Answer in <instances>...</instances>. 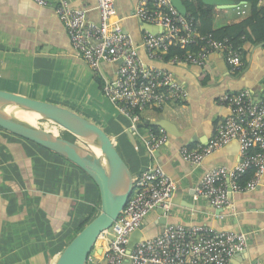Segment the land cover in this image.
<instances>
[{
    "label": "crops",
    "instance_id": "obj_1",
    "mask_svg": "<svg viewBox=\"0 0 264 264\" xmlns=\"http://www.w3.org/2000/svg\"><path fill=\"white\" fill-rule=\"evenodd\" d=\"M60 1L39 6L31 0H0V90L63 106L96 123L134 177L152 166V160L142 140L128 130V121L102 95L99 79L75 54L52 8ZM65 1L83 10L87 21H98L95 0ZM138 1L114 0V21L132 36L142 61L172 72L188 97L181 104L150 107L141 114L143 137L149 128L167 131L168 141L156 158L176 188L170 210H151L130 239L155 237L172 223L208 225L245 233L246 247L230 264H264V174L255 189L233 194L230 204L218 211L205 199H195V189L210 168L233 167L238 162L237 142H229L196 166L178 154L183 146L205 144L215 133L229 114L220 102L223 93L248 90L254 99L264 95V46L246 40L241 49L243 68L236 73L219 53L211 54L203 67L149 59L141 43L146 29H157L134 15ZM231 11L214 6L213 29L245 17ZM118 65L103 64L102 74L112 78ZM99 203L97 186L77 165L0 128V264H54Z\"/></svg>",
    "mask_w": 264,
    "mask_h": 264
},
{
    "label": "built area",
    "instance_id": "obj_2",
    "mask_svg": "<svg viewBox=\"0 0 264 264\" xmlns=\"http://www.w3.org/2000/svg\"><path fill=\"white\" fill-rule=\"evenodd\" d=\"M31 1L50 6V0ZM95 1L97 22L87 21L83 10L71 8L65 0L52 8L64 25L75 54L99 79L102 95L128 121L132 135L142 140L152 166L132 178L131 194L122 212L99 235L101 253L94 249L85 264H230L233 256L246 247L245 233L202 224H167L155 237L128 248L131 234L141 228L151 210H170L176 188L156 158V152L168 141L167 131L149 128L143 137L139 127L141 114L150 107L181 104L188 92L172 72L142 61L139 46L114 21V0ZM231 9L241 17L248 12L246 2ZM134 15L143 23L160 28L156 33L146 31L143 37L141 47L149 59L203 67L211 54L219 53L231 72L243 68L239 47L228 39L217 40L210 33L198 32L195 19L180 14L170 0H139ZM170 47L184 51L165 59ZM116 62L119 65L112 78L102 74L103 64ZM220 102L228 107L229 114L218 123L215 133L203 145L183 146L178 151L183 161L196 166L229 142H237L238 162L233 167L210 168L195 189V199H205L218 211L230 204L233 194L255 189L264 174V95L254 99L248 90L225 92ZM248 172L250 176L243 180Z\"/></svg>",
    "mask_w": 264,
    "mask_h": 264
},
{
    "label": "water",
    "instance_id": "obj_3",
    "mask_svg": "<svg viewBox=\"0 0 264 264\" xmlns=\"http://www.w3.org/2000/svg\"><path fill=\"white\" fill-rule=\"evenodd\" d=\"M200 1L218 9H231L244 2ZM170 2L180 14H187L183 0ZM153 27L157 30L145 31H160V28ZM20 112L35 116L36 125L20 117ZM44 122L59 126L75 140L46 131L39 126V123ZM0 128L68 159L82 169L98 188L100 203L96 214L67 243L54 264H85L93 249L101 253L102 242L99 235L108 229L122 212L131 194L133 178L128 165L108 134L99 125L73 110L4 90H0ZM138 241L132 242L129 239L128 248L131 249Z\"/></svg>",
    "mask_w": 264,
    "mask_h": 264
},
{
    "label": "trees",
    "instance_id": "obj_4",
    "mask_svg": "<svg viewBox=\"0 0 264 264\" xmlns=\"http://www.w3.org/2000/svg\"><path fill=\"white\" fill-rule=\"evenodd\" d=\"M247 4V16L237 23L222 25L213 29L212 13L214 6L205 5L200 0H183L187 9V17H192L197 22V30L200 33H210L217 40L228 39L234 46L242 49L244 42L247 40L255 45L264 46V0H241ZM199 22V25H198ZM184 49L179 47H170L165 59L173 54H182ZM153 130H156L152 128ZM65 138L75 140L72 135ZM250 176L248 172L243 180ZM96 211L83 222L77 232L94 217ZM74 237V236H73Z\"/></svg>",
    "mask_w": 264,
    "mask_h": 264
},
{
    "label": "bare ground",
    "instance_id": "obj_5",
    "mask_svg": "<svg viewBox=\"0 0 264 264\" xmlns=\"http://www.w3.org/2000/svg\"><path fill=\"white\" fill-rule=\"evenodd\" d=\"M18 115L22 118H25L28 122L36 125L37 119L32 114L20 112V113H18ZM39 126H41L43 129H45L46 131L51 132L53 134H57L58 131L61 129L59 126L54 125V124H50L47 122L39 123ZM94 149H95V146H94Z\"/></svg>",
    "mask_w": 264,
    "mask_h": 264
},
{
    "label": "rangeland",
    "instance_id": "obj_6",
    "mask_svg": "<svg viewBox=\"0 0 264 264\" xmlns=\"http://www.w3.org/2000/svg\"><path fill=\"white\" fill-rule=\"evenodd\" d=\"M232 12V13H231ZM231 12H229V13H231V14H233V15H236L235 14V12L232 10ZM237 16V15H236ZM58 134L61 136V137H66L67 135H69V133L68 132H66V131H64L62 128L58 131ZM97 210H98V207H97ZM97 210H96V212H97ZM76 234V233H75ZM73 238V237H72ZM92 252H94V249H93V251Z\"/></svg>",
    "mask_w": 264,
    "mask_h": 264
}]
</instances>
